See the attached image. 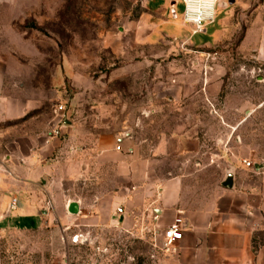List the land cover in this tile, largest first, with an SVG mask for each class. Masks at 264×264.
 <instances>
[{
	"label": "rangeland",
	"instance_id": "rangeland-1",
	"mask_svg": "<svg viewBox=\"0 0 264 264\" xmlns=\"http://www.w3.org/2000/svg\"><path fill=\"white\" fill-rule=\"evenodd\" d=\"M183 8V0H0L4 94L27 106L0 129V173L12 177L6 168L9 156L16 161L10 142L28 131L48 139L59 128L62 140L75 133L82 142L88 133L98 138L131 131L144 138L184 128L199 134L206 156L214 145L229 146L246 153L240 169L244 161L253 164L251 174L256 166L264 169V61L238 50L264 0H218L213 24L195 34L181 19ZM226 17L228 34L214 43ZM206 81L217 85L212 95L224 116L220 126L202 114L213 110L205 94L191 103L181 87L191 82L197 91ZM58 103L70 109L69 124L58 122ZM189 112L199 119L188 121ZM16 185L3 187L0 264H166L144 217L130 232L99 231L96 243L86 236L62 244L53 225L18 228L7 215Z\"/></svg>",
	"mask_w": 264,
	"mask_h": 264
},
{
	"label": "crops",
	"instance_id": "crops-1",
	"mask_svg": "<svg viewBox=\"0 0 264 264\" xmlns=\"http://www.w3.org/2000/svg\"><path fill=\"white\" fill-rule=\"evenodd\" d=\"M227 20L214 32V43L228 34L223 28ZM146 21L142 20L145 27ZM238 50L264 61V9L243 30ZM5 72L0 66V129L27 112L22 99L4 94ZM187 83L181 87L188 100L192 103L197 93H204L213 110L202 114L220 126L224 116L214 107L212 95L216 83L202 82L197 91ZM199 116L189 112L186 119ZM64 133L61 129L60 136L47 139L34 138L28 131L8 144L16 161L7 159L12 177L0 173V206L6 197L3 187L19 185L12 193L16 204L7 212L18 228L53 225L50 230L60 233L65 244L111 228L130 232L144 217L158 239L180 216L184 229L178 253L165 255L166 264H264V169L256 166L255 175L250 173L253 164L240 169L245 151L214 145L206 156L199 134L184 128L144 138L131 131L98 138L88 133L85 142L75 133L62 140ZM225 162L233 172L231 188L221 185L228 171L222 169ZM71 203L76 204L74 213L68 210Z\"/></svg>",
	"mask_w": 264,
	"mask_h": 264
},
{
	"label": "built area",
	"instance_id": "built-area-1",
	"mask_svg": "<svg viewBox=\"0 0 264 264\" xmlns=\"http://www.w3.org/2000/svg\"><path fill=\"white\" fill-rule=\"evenodd\" d=\"M218 0H183L184 8L181 19L184 23L193 27L192 32L195 34L215 19V9ZM58 122L64 125L71 114L70 109L63 103H58L54 109ZM54 136L61 135V128L55 129L52 132ZM51 135V136H52ZM117 149H120L117 146ZM246 166H251L249 161H244ZM16 198H12L10 206L14 207ZM118 213L122 212L121 208L117 209ZM184 229V222L182 217H175L174 220L162 229L158 235V248L166 255H176L178 253L177 242L182 239V232Z\"/></svg>",
	"mask_w": 264,
	"mask_h": 264
},
{
	"label": "water",
	"instance_id": "water-1",
	"mask_svg": "<svg viewBox=\"0 0 264 264\" xmlns=\"http://www.w3.org/2000/svg\"><path fill=\"white\" fill-rule=\"evenodd\" d=\"M174 3H175V2L173 1V2H172V5H174ZM173 15H174V14H173ZM65 123H66V124H69L70 121H65ZM221 185H222L223 187H226V188H231V187L233 186V172H232V170H228V171H226V173H225V177H224V179H223ZM68 210H69V212H72V213L76 212V211H77V209H76V204H75V203H71V204L69 205Z\"/></svg>",
	"mask_w": 264,
	"mask_h": 264
}]
</instances>
